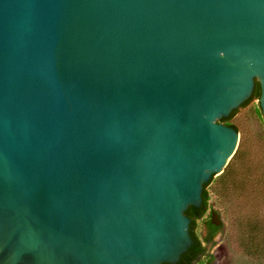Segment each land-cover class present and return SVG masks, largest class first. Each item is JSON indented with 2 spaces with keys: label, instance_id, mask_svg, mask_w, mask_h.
<instances>
[{
  "label": "water",
  "instance_id": "water-1",
  "mask_svg": "<svg viewBox=\"0 0 264 264\" xmlns=\"http://www.w3.org/2000/svg\"><path fill=\"white\" fill-rule=\"evenodd\" d=\"M255 82L264 0H0V264H177Z\"/></svg>",
  "mask_w": 264,
  "mask_h": 264
},
{
  "label": "rangeland",
  "instance_id": "rangeland-1",
  "mask_svg": "<svg viewBox=\"0 0 264 264\" xmlns=\"http://www.w3.org/2000/svg\"><path fill=\"white\" fill-rule=\"evenodd\" d=\"M258 100L237 120L243 147L230 174L215 180L207 190L208 210L196 222L195 234L203 241L211 211L219 230L213 244H203L207 255L196 264H264V120Z\"/></svg>",
  "mask_w": 264,
  "mask_h": 264
},
{
  "label": "trees",
  "instance_id": "trees-1",
  "mask_svg": "<svg viewBox=\"0 0 264 264\" xmlns=\"http://www.w3.org/2000/svg\"><path fill=\"white\" fill-rule=\"evenodd\" d=\"M259 95H260L259 84H258V82H255V87H254L252 96L250 97V99H248L246 102H244L241 105V107L247 105L248 102L251 101L252 99L258 100ZM259 109H260V107H259ZM235 111H233L229 115V117L221 118L218 122H220V123H222L228 127L233 128L237 132V129L235 128V126H233L232 124L229 123V120ZM259 113L262 116L261 111H259ZM262 118H263V116H262ZM263 120H264V118H263ZM213 178H214V176H212L210 181L203 186V191H202V195H201L202 196V203H201L200 207L199 208L189 207L185 212V215H187L190 219L189 232H190V235L192 237L193 244L188 249V251L180 257V261L177 264H196L201 257H205V256H207V259L209 261H212V259H213L212 255H207L206 248L203 244H213V238H214L215 234L218 232L219 227L212 225L209 221L206 222L208 232H207V235L205 237H203V241L199 240V238L195 234L196 222L198 220H201L205 216V214L208 210L209 196H208V193L206 191V187L210 184V182L212 181Z\"/></svg>",
  "mask_w": 264,
  "mask_h": 264
},
{
  "label": "flooded vegetation",
  "instance_id": "flooded-vegetation-1",
  "mask_svg": "<svg viewBox=\"0 0 264 264\" xmlns=\"http://www.w3.org/2000/svg\"><path fill=\"white\" fill-rule=\"evenodd\" d=\"M211 223V222H210ZM207 232H208V229H207ZM207 232H206V235H207ZM209 262H211V261H209Z\"/></svg>",
  "mask_w": 264,
  "mask_h": 264
}]
</instances>
